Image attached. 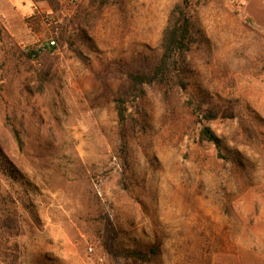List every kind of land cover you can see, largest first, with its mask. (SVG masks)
<instances>
[{
  "label": "rangeland",
  "instance_id": "rangeland-1",
  "mask_svg": "<svg viewBox=\"0 0 264 264\" xmlns=\"http://www.w3.org/2000/svg\"><path fill=\"white\" fill-rule=\"evenodd\" d=\"M182 1L0 0V146L20 175L2 168L0 198L25 264H142L122 253L153 248L149 264H264V36L237 0H193L186 81L232 116L208 125L241 167L197 143L177 86L145 87L118 123L127 73L158 60Z\"/></svg>",
  "mask_w": 264,
  "mask_h": 264
},
{
  "label": "trees",
  "instance_id": "trees-1",
  "mask_svg": "<svg viewBox=\"0 0 264 264\" xmlns=\"http://www.w3.org/2000/svg\"><path fill=\"white\" fill-rule=\"evenodd\" d=\"M198 5L193 0H183L176 4L168 13L167 24L163 31L159 43L160 57L150 67L144 70L138 69L135 72L127 73L126 78L129 86L125 92H119L115 99V112L120 125H125L129 120V104L145 96L144 88L147 86H177L187 95L184 106L190 110L199 125L197 143L202 146H211L217 160L230 162L241 167L243 161L238 153L229 151L216 134L208 125L219 119H231L227 117L221 109L211 105L209 95L203 91L200 94H189V82L186 81L188 74L191 52L200 43L201 34L197 26ZM54 48L49 46H39L31 48L25 52V57L33 62L39 60L44 54L52 52ZM78 57L81 56L76 52ZM43 92L42 86L39 88ZM130 99V101H129ZM14 139L21 148L23 143L17 132H14ZM6 168L10 172L13 180L20 178L19 173L14 169L5 151L0 146V171ZM20 236V228L16 220V214L4 208L3 199L0 198V264H25L24 254L19 244L14 241ZM11 241H14L11 243ZM122 255L133 261L142 264H149L157 255V249L153 248L148 252L125 251Z\"/></svg>",
  "mask_w": 264,
  "mask_h": 264
},
{
  "label": "crops",
  "instance_id": "crops-1",
  "mask_svg": "<svg viewBox=\"0 0 264 264\" xmlns=\"http://www.w3.org/2000/svg\"><path fill=\"white\" fill-rule=\"evenodd\" d=\"M237 1L240 3V9L244 14L245 19L248 21L247 26L250 27V30L257 36H264V0ZM239 24L242 25V21H240ZM234 26L235 22L232 24L233 30ZM231 34L232 32H230V35Z\"/></svg>",
  "mask_w": 264,
  "mask_h": 264
},
{
  "label": "built area",
  "instance_id": "built-area-1",
  "mask_svg": "<svg viewBox=\"0 0 264 264\" xmlns=\"http://www.w3.org/2000/svg\"><path fill=\"white\" fill-rule=\"evenodd\" d=\"M72 2H73L74 4H78V3L80 2V0H72ZM46 24H47L48 26H51V22H50V20H46ZM47 46H49V48H54L53 50H55V49H56V42H55L54 40H49V41L47 42Z\"/></svg>",
  "mask_w": 264,
  "mask_h": 264
}]
</instances>
